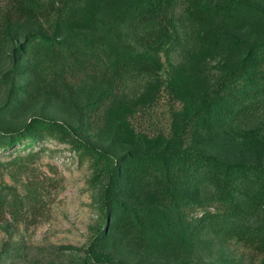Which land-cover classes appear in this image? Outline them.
<instances>
[{
    "label": "trees",
    "instance_id": "16d2710c",
    "mask_svg": "<svg viewBox=\"0 0 264 264\" xmlns=\"http://www.w3.org/2000/svg\"><path fill=\"white\" fill-rule=\"evenodd\" d=\"M89 2L0 0V169H28L33 146L49 139L89 162L103 224L79 264H160L202 233L264 264V3L106 0L102 21L78 29ZM188 41L196 49H181L180 67L172 55ZM202 50L220 53L212 78ZM164 72L182 104L169 129L152 134L134 118ZM41 94L38 111L18 122ZM53 96L73 121L44 109Z\"/></svg>",
    "mask_w": 264,
    "mask_h": 264
},
{
    "label": "rangeland",
    "instance_id": "374dc122",
    "mask_svg": "<svg viewBox=\"0 0 264 264\" xmlns=\"http://www.w3.org/2000/svg\"><path fill=\"white\" fill-rule=\"evenodd\" d=\"M105 1L90 0L77 28L86 30L90 25L100 23ZM261 1L264 3V0ZM220 22L236 31L243 30L239 21ZM184 47L196 49L191 41L178 48V53L173 54L171 60L180 67L186 58L181 54ZM219 59L220 53L215 50L200 51L197 60L203 65L205 78L214 76V64ZM170 78L163 73L161 85L153 94L150 106L136 114L134 124L138 129L152 134L169 129L173 112L182 104L172 93ZM180 84L177 82V87ZM2 95L3 90H0V97ZM42 97L41 94L31 99L29 109L20 113L16 120H27L37 112ZM49 103L44 108L48 113L60 120H74L73 111L61 109L59 99L53 96ZM94 117L93 113L89 114L92 125L99 127ZM27 150L20 153L24 154ZM33 151L38 156L28 169H0V252L4 264H79L83 249L87 248L97 228L103 224L98 201L99 185L91 180L93 169L88 161L81 162L68 144L54 139L35 144ZM7 159L0 152V160ZM110 244L107 241L103 248L107 253L114 252ZM250 256L249 250L233 240L221 244L212 235L202 233L186 249L182 258L177 257V252L166 251L158 256V261L160 264H257V258L253 256L254 260L251 261ZM148 261L140 260L137 263L147 264Z\"/></svg>",
    "mask_w": 264,
    "mask_h": 264
}]
</instances>
